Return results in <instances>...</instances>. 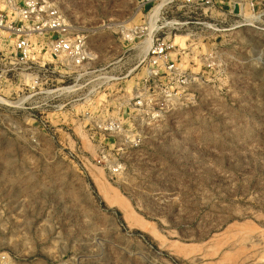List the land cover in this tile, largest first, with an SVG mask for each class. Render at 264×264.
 Returning a JSON list of instances; mask_svg holds the SVG:
<instances>
[{
  "label": "rangeland",
  "instance_id": "obj_1",
  "mask_svg": "<svg viewBox=\"0 0 264 264\" xmlns=\"http://www.w3.org/2000/svg\"><path fill=\"white\" fill-rule=\"evenodd\" d=\"M39 1L83 60L0 29V264H264V0Z\"/></svg>",
  "mask_w": 264,
  "mask_h": 264
},
{
  "label": "built area",
  "instance_id": "obj_2",
  "mask_svg": "<svg viewBox=\"0 0 264 264\" xmlns=\"http://www.w3.org/2000/svg\"><path fill=\"white\" fill-rule=\"evenodd\" d=\"M246 1L237 0L238 5ZM0 29L13 37L15 53L20 57L26 56L33 39L47 37L54 54L70 57L76 63L83 60L82 39L79 35L68 36L69 25L64 15L45 1L0 0Z\"/></svg>",
  "mask_w": 264,
  "mask_h": 264
},
{
  "label": "bare ground",
  "instance_id": "obj_3",
  "mask_svg": "<svg viewBox=\"0 0 264 264\" xmlns=\"http://www.w3.org/2000/svg\"><path fill=\"white\" fill-rule=\"evenodd\" d=\"M157 7H154V9H156ZM154 11V10H153ZM155 12V11H154Z\"/></svg>",
  "mask_w": 264,
  "mask_h": 264
}]
</instances>
